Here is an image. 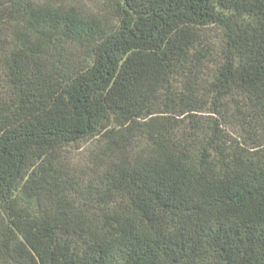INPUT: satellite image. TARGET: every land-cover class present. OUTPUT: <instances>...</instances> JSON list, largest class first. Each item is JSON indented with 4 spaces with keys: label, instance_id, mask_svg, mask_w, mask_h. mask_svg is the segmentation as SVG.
<instances>
[{
    "label": "trees",
    "instance_id": "trees-1",
    "mask_svg": "<svg viewBox=\"0 0 264 264\" xmlns=\"http://www.w3.org/2000/svg\"><path fill=\"white\" fill-rule=\"evenodd\" d=\"M0 71V264H264V0H0Z\"/></svg>",
    "mask_w": 264,
    "mask_h": 264
},
{
    "label": "rangeland",
    "instance_id": "rangeland-1",
    "mask_svg": "<svg viewBox=\"0 0 264 264\" xmlns=\"http://www.w3.org/2000/svg\"><path fill=\"white\" fill-rule=\"evenodd\" d=\"M86 5L90 8V9H98L99 3L94 1H88L86 3ZM217 31H215L214 34H216ZM219 34V32H218ZM216 36V35H214ZM2 75L1 71H0V76ZM1 85V84H0ZM95 144L93 141H90L89 143H81V144H77V145H73L71 147H69L67 149V155L70 158L71 162L75 165H87L89 163V154L91 153V151L94 150Z\"/></svg>",
    "mask_w": 264,
    "mask_h": 264
}]
</instances>
